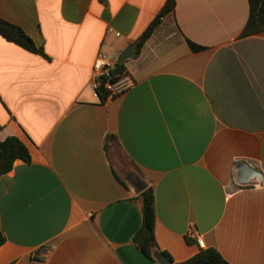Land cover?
<instances>
[{
  "label": "crops",
  "instance_id": "0c3cea01",
  "mask_svg": "<svg viewBox=\"0 0 264 264\" xmlns=\"http://www.w3.org/2000/svg\"><path fill=\"white\" fill-rule=\"evenodd\" d=\"M166 2L0 0L47 56L0 35V143L31 154L0 179V264H159L133 243L132 174L154 189L157 246L174 263L202 250L195 231L230 264H264V181L240 167L264 177L259 0H177L161 17ZM127 47L134 87L95 99L98 53L116 66Z\"/></svg>",
  "mask_w": 264,
  "mask_h": 264
},
{
  "label": "trees",
  "instance_id": "16d2710c",
  "mask_svg": "<svg viewBox=\"0 0 264 264\" xmlns=\"http://www.w3.org/2000/svg\"><path fill=\"white\" fill-rule=\"evenodd\" d=\"M177 0H167L161 11V17H165L174 12ZM260 30H264V0H259L258 11L253 15ZM153 28H149L136 44L137 52L151 36ZM0 35L10 43H13L23 49L47 58L43 49L38 48L34 41L18 26L12 25L0 18ZM124 65L115 68V74L122 76L125 74ZM103 101L104 97L101 95ZM22 160L25 163L31 162V154L28 148L16 137H9L0 143V179L13 170L15 163ZM142 203V226L136 234L133 243L147 257L156 261L153 254L159 251L155 238L156 226V205L155 193L152 187L145 190L139 196ZM5 243V237L0 232V247ZM169 258L172 264H230L215 249L201 250L193 258L182 262L174 263L166 252H161Z\"/></svg>",
  "mask_w": 264,
  "mask_h": 264
},
{
  "label": "built area",
  "instance_id": "2783aa9c",
  "mask_svg": "<svg viewBox=\"0 0 264 264\" xmlns=\"http://www.w3.org/2000/svg\"><path fill=\"white\" fill-rule=\"evenodd\" d=\"M112 31V29H111ZM119 36V34H117ZM115 63L103 52H99L94 65L90 81V88L93 96L97 100L108 101L117 97H121L128 93L134 87V81L130 76L124 74L117 76L115 72ZM197 244L204 249V242L200 235L195 231L189 233Z\"/></svg>",
  "mask_w": 264,
  "mask_h": 264
},
{
  "label": "water",
  "instance_id": "95a60500",
  "mask_svg": "<svg viewBox=\"0 0 264 264\" xmlns=\"http://www.w3.org/2000/svg\"><path fill=\"white\" fill-rule=\"evenodd\" d=\"M161 17L158 18V20H160ZM137 55V53L131 48V47H127L123 53L120 55L119 57V63L116 65L117 68L121 67V64L129 59H133L135 58ZM240 167H242L243 169H246L250 175H252L253 177H255V184H261L264 181V177L261 173H259L258 171L248 167L247 165H241ZM130 184L133 186L134 188V192L137 195L142 194L145 190L148 189V184L145 183L141 178H139L137 175L132 174L130 176L129 179ZM154 258L156 259V261L159 264H172L171 261L169 260V258L167 256H165L163 253L157 251L153 254Z\"/></svg>",
  "mask_w": 264,
  "mask_h": 264
}]
</instances>
